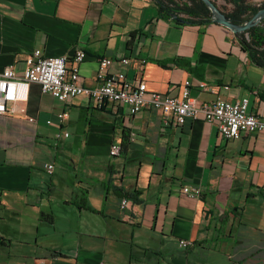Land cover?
<instances>
[{
  "label": "crops",
  "instance_id": "1",
  "mask_svg": "<svg viewBox=\"0 0 264 264\" xmlns=\"http://www.w3.org/2000/svg\"><path fill=\"white\" fill-rule=\"evenodd\" d=\"M36 49L84 50V86L97 85V58L128 57L110 72L173 97L190 80L199 104L247 97L264 116V68L239 34L165 19L154 0H0V74L21 78ZM19 94L0 115V264H264V130L225 140L215 124L178 125L152 107L61 101L37 83Z\"/></svg>",
  "mask_w": 264,
  "mask_h": 264
},
{
  "label": "built area",
  "instance_id": "2",
  "mask_svg": "<svg viewBox=\"0 0 264 264\" xmlns=\"http://www.w3.org/2000/svg\"><path fill=\"white\" fill-rule=\"evenodd\" d=\"M87 57L88 54L84 50H78L72 57H45L41 49H36L26 56L25 69L21 78L18 77L13 66L5 67L0 74V115L7 114L10 110L9 105L19 100L22 86L37 83L43 93L50 94L61 101L84 96L97 108L113 103L127 108L132 115L138 114L147 107H152L163 115L173 116L178 125H183L187 120H203L209 124H215L225 140L237 139L242 133H256L264 130V116H256L248 112L249 99L247 97L236 102L217 99L211 103L199 104L191 96L192 82L190 80L184 82L181 97H173L160 92L148 91L143 79L128 80L123 71L110 72L114 64L130 65L131 59L128 57L97 58V85L84 86L80 84L79 67ZM198 85L204 90L209 88L203 82H199ZM67 119V112H60L56 116L59 124ZM52 122V119L47 120L48 124ZM68 136L67 131L56 134L57 139ZM120 153L121 145L112 144L110 155L118 156ZM46 169L52 173L54 164H47ZM182 192L195 199L200 196L201 191L199 188L183 186ZM128 205L129 200L122 198L120 207L125 209ZM190 245H192L190 241H179L180 247L188 248Z\"/></svg>",
  "mask_w": 264,
  "mask_h": 264
},
{
  "label": "trees",
  "instance_id": "3",
  "mask_svg": "<svg viewBox=\"0 0 264 264\" xmlns=\"http://www.w3.org/2000/svg\"><path fill=\"white\" fill-rule=\"evenodd\" d=\"M154 1L157 5L159 15L165 19L174 20L179 24L182 23L180 20H184V23L200 26L214 23L212 12L203 0ZM262 8L264 6L251 7L238 2L232 11L222 12L231 18L235 24H243L247 21L246 15L256 14ZM239 41L242 49L248 54L249 58L264 68V24L259 23L240 33ZM128 140L129 136L124 135L121 152L126 149ZM46 217L47 219H51L50 216Z\"/></svg>",
  "mask_w": 264,
  "mask_h": 264
},
{
  "label": "water",
  "instance_id": "4",
  "mask_svg": "<svg viewBox=\"0 0 264 264\" xmlns=\"http://www.w3.org/2000/svg\"><path fill=\"white\" fill-rule=\"evenodd\" d=\"M212 12V18L215 23L223 25L232 30L236 34L246 31L251 26L259 24V21L264 19V8L260 9L251 19L243 24H235L231 18L224 14L212 0H203ZM177 19V17H175ZM184 23V20H180Z\"/></svg>",
  "mask_w": 264,
  "mask_h": 264
},
{
  "label": "rangeland",
  "instance_id": "5",
  "mask_svg": "<svg viewBox=\"0 0 264 264\" xmlns=\"http://www.w3.org/2000/svg\"><path fill=\"white\" fill-rule=\"evenodd\" d=\"M220 9L221 11L230 12L235 7L236 4L242 3L246 6L251 7H263L264 6V0H212ZM255 14H248L246 15L247 21L251 19ZM259 23L264 24V19L260 20Z\"/></svg>",
  "mask_w": 264,
  "mask_h": 264
}]
</instances>
